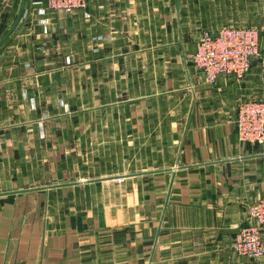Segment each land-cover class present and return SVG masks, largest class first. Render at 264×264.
I'll return each mask as SVG.
<instances>
[{
  "label": "crops",
  "instance_id": "obj_1",
  "mask_svg": "<svg viewBox=\"0 0 264 264\" xmlns=\"http://www.w3.org/2000/svg\"><path fill=\"white\" fill-rule=\"evenodd\" d=\"M36 2L0 48V264H264L233 248L264 198V142L237 129L264 68L211 84L189 59L225 26L264 49V0Z\"/></svg>",
  "mask_w": 264,
  "mask_h": 264
},
{
  "label": "built area",
  "instance_id": "obj_2",
  "mask_svg": "<svg viewBox=\"0 0 264 264\" xmlns=\"http://www.w3.org/2000/svg\"><path fill=\"white\" fill-rule=\"evenodd\" d=\"M43 5L42 13L63 11L73 13L86 9L88 0H37ZM261 29L257 27L236 28L225 26L216 33H201L197 50L189 59L205 75L211 84L221 75H234L242 79L247 75L254 61H260L264 68V49ZM237 129L241 142H264V100L245 99L237 107ZM250 222L240 228L235 236L233 248L241 256L252 259L264 257V198L249 207Z\"/></svg>",
  "mask_w": 264,
  "mask_h": 264
},
{
  "label": "water",
  "instance_id": "obj_3",
  "mask_svg": "<svg viewBox=\"0 0 264 264\" xmlns=\"http://www.w3.org/2000/svg\"><path fill=\"white\" fill-rule=\"evenodd\" d=\"M27 1L28 0H23L21 11H20V14L18 16V19H17L16 23L14 24V26L12 27V29L9 31V33L1 41L0 48L2 47V45L5 43V41L9 38V36L13 33V31L17 28L18 24L20 23L22 17L24 16L25 10H26Z\"/></svg>",
  "mask_w": 264,
  "mask_h": 264
},
{
  "label": "rangeland",
  "instance_id": "obj_4",
  "mask_svg": "<svg viewBox=\"0 0 264 264\" xmlns=\"http://www.w3.org/2000/svg\"><path fill=\"white\" fill-rule=\"evenodd\" d=\"M38 6L43 7V5H38ZM261 14L264 16V9H262V13ZM262 18H264V17H262Z\"/></svg>",
  "mask_w": 264,
  "mask_h": 264
}]
</instances>
